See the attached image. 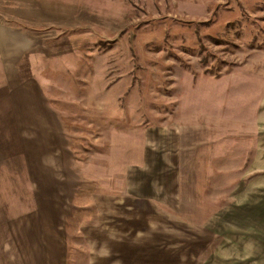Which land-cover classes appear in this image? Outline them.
Listing matches in <instances>:
<instances>
[{
    "label": "rangeland",
    "instance_id": "1",
    "mask_svg": "<svg viewBox=\"0 0 264 264\" xmlns=\"http://www.w3.org/2000/svg\"><path fill=\"white\" fill-rule=\"evenodd\" d=\"M0 23L60 36L0 96V264H264V0H0Z\"/></svg>",
    "mask_w": 264,
    "mask_h": 264
},
{
    "label": "crops",
    "instance_id": "2",
    "mask_svg": "<svg viewBox=\"0 0 264 264\" xmlns=\"http://www.w3.org/2000/svg\"><path fill=\"white\" fill-rule=\"evenodd\" d=\"M46 29L35 26H9V24L0 23V96L8 95L13 100L14 95L27 90H25L26 84L34 81L31 60H43L41 53L45 55L47 49L51 50L50 45L60 37L46 35ZM37 53L40 56H36ZM4 81L7 85L6 94H4L2 83ZM123 225V231L131 229V227ZM136 230L135 228L134 231ZM120 251L122 250L116 247L115 252L119 257L123 256V259L120 260H123V264H127L126 254L124 252L119 254Z\"/></svg>",
    "mask_w": 264,
    "mask_h": 264
}]
</instances>
